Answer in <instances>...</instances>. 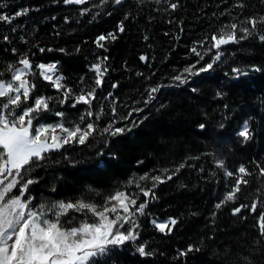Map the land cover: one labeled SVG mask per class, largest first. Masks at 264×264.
I'll return each instance as SVG.
<instances>
[{
	"label": "trees",
	"instance_id": "obj_1",
	"mask_svg": "<svg viewBox=\"0 0 264 264\" xmlns=\"http://www.w3.org/2000/svg\"><path fill=\"white\" fill-rule=\"evenodd\" d=\"M241 3L243 7L238 6ZM171 4L177 7L172 9ZM85 8L89 11L81 15ZM23 9L29 10L26 15L15 16ZM0 15L12 17L10 23L0 21V79L8 80L9 66H18L25 55L34 65L58 61L59 74L75 96L95 86L90 66L107 57L103 66L108 72L92 105L94 113L103 109L102 118L86 119L81 126L93 122L102 130L115 120L113 127L131 129L117 136L97 131L85 145L73 143L49 152L24 174V180L35 181L25 198L101 205L124 189L142 203L145 197L137 185L150 188L152 181L139 177L159 175L166 182L154 189L156 198L150 200L145 214L135 217L138 240L114 248L98 258V264H264V233L258 227L264 212V175L257 167H264V42L258 39L264 24L248 40L222 46V59L211 71L189 77L185 84L172 79L197 59L192 47L204 53L210 46L205 37L210 40L229 23L264 17V0H122L119 5L114 0L105 4L87 0L84 5L0 0ZM108 33L116 39L98 48L96 37ZM214 55L215 50L207 53L197 67ZM233 68L248 74L235 79ZM31 80L36 84L33 98H53L45 120L61 119L54 113L62 111L66 125L80 123L87 105L73 108L71 99L61 104L62 93L49 82L38 75ZM157 86L160 90L145 103L148 90ZM245 121L251 133L247 141L238 135ZM219 160L224 168L217 166ZM97 161L104 163L95 167ZM181 164L185 167L167 180ZM241 164L251 172L245 177L249 183L241 186L236 203L216 209L235 183V177H227L225 171L235 172ZM253 202L258 203L255 214L245 209L233 215L234 207L250 208ZM152 218H174L177 224L162 233ZM140 245L150 255H139ZM189 245L200 251L180 256Z\"/></svg>",
	"mask_w": 264,
	"mask_h": 264
},
{
	"label": "snow or ice",
	"instance_id": "obj_2",
	"mask_svg": "<svg viewBox=\"0 0 264 264\" xmlns=\"http://www.w3.org/2000/svg\"><path fill=\"white\" fill-rule=\"evenodd\" d=\"M87 0H63L65 5H84ZM119 5L122 0H114ZM107 3V0H101V4ZM243 7L241 3L238 5ZM175 9L177 4H171ZM28 9L17 11L15 16L26 15ZM89 10L85 8L81 15ZM127 19V17H125ZM9 15H0V21L11 22ZM264 24V17L259 19L247 17L241 24L229 23L223 26L219 34L213 33L208 40L209 47L204 53L191 48V52L197 58L194 63L186 66L180 74L172 79L179 84H185L189 77L197 76L209 72L214 65L222 59V46L230 43H239L242 40H248L257 31L258 25ZM119 31L123 32L124 27L121 23ZM239 33V35H238ZM4 39H7L5 37ZM109 39L115 40L114 33L107 35L101 34L96 37L94 43L98 48L104 49L105 42ZM147 39V37H146ZM261 42H264V34L258 36ZM203 45L204 41H199ZM215 50V55L203 67H197L205 59V55ZM16 52L15 49L12 50ZM40 52L46 51L44 48ZM52 51V49H47ZM61 52L64 49H60ZM107 57L98 58V62L90 66V71L95 74V86L90 91L82 90L79 95L73 96V90L63 82L64 77L59 74V62L39 63L34 65L27 55L19 59L18 66L10 65L8 70L11 72V78L8 81L0 79V264H98V258L106 256L111 250L121 247L128 242L136 241L139 237V224L136 221V214L144 215L145 209L151 199H155L154 189L157 185L166 182L161 176L149 177L145 174L139 179L141 181L150 179L152 186L150 188L140 187V193L145 197L144 202L137 205V199L126 191H116L107 197L105 205L99 206L94 203H88L84 200H77L75 203L68 201H57L49 206L41 204L38 209L31 207L32 197L25 198V193L29 191L30 185L35 181L32 179L24 180V174L31 170L34 164L44 161L47 154L64 148L73 143L85 145L90 139H93L97 131L108 133L112 136L122 135L130 128L113 127L115 120L107 124L102 130L93 122L84 124L86 119L95 118L100 120L103 115V109L98 113L92 111L93 101L97 99V90L103 87L105 74L108 72L104 67ZM146 57H141L145 60ZM35 70V71H34ZM255 71L261 69L255 68ZM232 72L235 79L246 76L247 72H242L239 68H233ZM38 75L43 81L49 82L51 87L57 92L62 93L61 104L73 100L72 107L77 105H87L85 114L80 116V123L66 126L64 121V112L58 111L54 115L58 122L54 124L38 123V117L41 114H47L51 111L50 101L52 97L39 96L33 98L36 84L32 82L31 77ZM84 80L83 77L80 78ZM118 85L113 84L115 88ZM161 86L152 87L148 90V101L154 98V94L160 90ZM195 91V89H193ZM111 97V93L108 94ZM222 93L217 92V96ZM33 100L31 106L22 108L24 102ZM141 111L133 109V112ZM113 115L116 108H111ZM132 112L128 114L131 116ZM127 119V117H125ZM37 121V124H34ZM201 129L205 125H199ZM239 137L244 141L251 139V133L248 122L245 121ZM104 162L97 161L95 167H100ZM217 166L224 168L222 160L217 161ZM184 164L179 165L172 175L167 176L171 180L172 176L179 172ZM259 168L260 174L264 175V167ZM165 172L168 170L165 169ZM227 177H235L233 187L228 190L216 205L220 209L228 202L236 203L237 194L241 191L242 185H247L249 181L245 178L251 175L248 168L241 164L235 172L225 171ZM131 184L132 181H129ZM19 191L18 195H11L14 189ZM139 187V185H137ZM111 205V206H109ZM100 209V210H98ZM248 209L255 214L258 210V203L253 202L249 208L248 205H238L233 208V215L240 214ZM70 212L83 213L85 219L81 220L78 226L64 227L62 218L69 215ZM51 214V216H49ZM91 216L92 222H89L88 216ZM152 224L160 232H171L172 227L177 224L174 218L165 222H157L153 219ZM129 225L126 231L122 229ZM259 230L264 233V212L258 217ZM139 255L146 256V246L140 245L137 249ZM200 251L193 245H189L187 250L179 253L186 257L189 253Z\"/></svg>",
	"mask_w": 264,
	"mask_h": 264
},
{
	"label": "rangeland",
	"instance_id": "obj_3",
	"mask_svg": "<svg viewBox=\"0 0 264 264\" xmlns=\"http://www.w3.org/2000/svg\"><path fill=\"white\" fill-rule=\"evenodd\" d=\"M35 71V70H34ZM11 78V77H10ZM9 78V79H10ZM8 79V80H9ZM8 80H5V81H8ZM39 97V96H38ZM33 103V101H31V103L29 104V103H27V101L26 102H24V104H22L21 105V109H17V112H19V111H21L22 110V108H24V107H28V106H31V104ZM47 116H49L48 115V113L47 114H41V116L40 117H38V123H46V124H54V123H56V122H58V120H60V119H55V120H51V121H47V120H45L44 118H47ZM34 124H37V121H34ZM242 125L243 124H241V126H240V128H239V131L241 130V128H242ZM66 126H68V125H66ZM238 131V132H239ZM143 183H140L139 184V187H137L138 189H137V191L138 190H140V187H143V185H142ZM225 186V185H224ZM143 188H145V187H143ZM116 191H125L124 189H118V190H116ZM115 191V192H116ZM128 193V192H127ZM19 193H17V191H16V189H14L13 190V193L11 194V195H18ZM113 194V193H112ZM131 195V194H130ZM132 196V195H131ZM33 198V197H32ZM135 198V197H134ZM107 199V198H106ZM106 199L103 201V203L101 204V205H99V206H103V205H105V202H106ZM58 200H55V201H53L52 202V200H50V199H39L38 201H34L33 199H32V202H31V207L32 208H34V209H38L39 208V206L41 205V204H44V205H46V206H49V205H51V204H53V203H55V202H57ZM73 203H75V202H73ZM139 203L137 202V205H138ZM109 206H111V205H109ZM98 210H100V209H98ZM49 216H51V214H49ZM86 217H85V215L83 214V213H75V212H70L69 213V215H67V216H65V217H63L62 218V222H63V224H64V227H73V226H78V224L80 223V221L81 220H83V219H85ZM88 219H89V222H92V218H91V216H90V214H89V216L87 217ZM153 219H155V220H157V222H165V221H167V220H169L170 218H152V220ZM66 225V226H65ZM170 226V225H169Z\"/></svg>",
	"mask_w": 264,
	"mask_h": 264
}]
</instances>
